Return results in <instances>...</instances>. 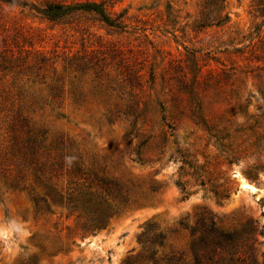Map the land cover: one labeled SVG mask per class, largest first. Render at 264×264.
<instances>
[{
    "label": "rangeland",
    "instance_id": "obj_1",
    "mask_svg": "<svg viewBox=\"0 0 264 264\" xmlns=\"http://www.w3.org/2000/svg\"><path fill=\"white\" fill-rule=\"evenodd\" d=\"M47 1L101 0H0V264H154L140 255L155 232L164 234L155 258L188 262L179 222L203 213L225 229L252 221L264 232L256 0H225L228 21L201 30L202 0H111L122 28L88 11L49 20ZM28 130L43 140L41 175L19 142ZM100 180L116 183L130 205L88 229L64 198ZM33 195L48 210L36 212ZM263 253L257 235L259 264Z\"/></svg>",
    "mask_w": 264,
    "mask_h": 264
},
{
    "label": "trees",
    "instance_id": "obj_2",
    "mask_svg": "<svg viewBox=\"0 0 264 264\" xmlns=\"http://www.w3.org/2000/svg\"><path fill=\"white\" fill-rule=\"evenodd\" d=\"M7 3L16 4V0H2ZM111 0L101 1H85L74 4H66L63 2L47 1L44 4L42 13L49 20H57L65 17L73 11L94 12L99 19L108 26L122 28L120 21L121 14L112 16L107 11L106 4ZM254 10L264 19V0H256ZM228 21V15L225 11V0H202L198 16L194 21V27L201 30L209 26H221ZM258 29V27H256ZM198 105H196L197 122L204 127H208L204 119L199 115ZM27 125V124H25ZM173 128V127H172ZM19 140L21 147L30 154V162L35 165V170L41 175L47 165L41 157L45 152H40L43 145L42 139L29 134ZM53 164H51L52 166ZM74 173H80L82 168H75ZM38 179L41 178L38 175ZM94 184H82L75 189L65 199L66 206L74 211H78L80 216L85 218L86 228H100L107 224L108 220L113 216L121 214L129 205L130 199L121 188L112 182L100 180ZM201 184H204L201 182ZM181 190L183 197L186 198L188 193L186 187L176 183ZM10 187L16 189L18 184H10ZM49 189V193H51ZM214 196L218 200L228 197V194L214 191ZM57 193L54 197L57 198ZM59 201H63V197L58 195ZM36 212L41 209L48 210V204L42 198L32 196ZM1 202V197H0ZM180 226L187 229L190 236L188 252L189 261H185L182 255H163L155 258L156 245H162L164 234L155 232L151 238H147L144 248V254L147 261H153L154 264H259L254 256V245L257 242V235H264L263 230H259L253 225L252 221H248L240 228L225 229L218 226L210 213H203L193 225L179 222ZM264 229V227H263ZM264 263V253L262 254ZM131 264V263H130Z\"/></svg>",
    "mask_w": 264,
    "mask_h": 264
},
{
    "label": "bare ground",
    "instance_id": "obj_3",
    "mask_svg": "<svg viewBox=\"0 0 264 264\" xmlns=\"http://www.w3.org/2000/svg\"><path fill=\"white\" fill-rule=\"evenodd\" d=\"M246 186L250 187V185H246Z\"/></svg>",
    "mask_w": 264,
    "mask_h": 264
}]
</instances>
